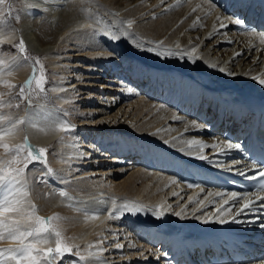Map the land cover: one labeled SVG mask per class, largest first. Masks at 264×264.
<instances>
[{
	"label": "bare ground",
	"instance_id": "6f19581e",
	"mask_svg": "<svg viewBox=\"0 0 264 264\" xmlns=\"http://www.w3.org/2000/svg\"><path fill=\"white\" fill-rule=\"evenodd\" d=\"M235 1L21 0L19 21L12 27L0 23V43L12 44L22 38L27 49L49 63L55 79L50 86L55 104L39 96V103L25 105L19 111H13L15 105H6L0 109V115L4 116L0 126L6 128L22 119L31 120L42 128H51L61 120L73 127V131L65 134L52 130L42 132L28 123L20 124L17 125L19 131L6 137L5 142L10 146L21 144L27 135L32 146L51 147L53 153L48 161L52 166L47 164L51 173L38 162L26 171L32 189L30 198L40 210L38 215L48 218L56 214L62 218L56 223L63 234L73 236L78 250L86 251L85 264H144L147 259L155 262L154 256H165L159 243L146 245L139 235H134L133 227L138 226L156 233L158 238L171 233L174 239L186 243L195 235L216 242L232 240L247 255H250L248 244H252L255 247L252 252L260 253L261 257L248 264H264V228L261 227L264 225V207H261L264 200L252 197L255 211L245 210V215L237 217L240 223L203 224L200 217L215 218L219 215L217 208L229 206L223 204L221 197L208 193L227 192L213 183L205 185L203 191L187 187L192 183L190 180L194 181L192 184L201 185L204 184L202 180L216 181L222 174L239 176L237 170L245 168L246 163L240 160L239 164L233 163L232 156L238 151L225 149L222 141L242 144L225 138L224 132L215 127L219 120L218 110L223 106L228 115L234 109L247 112L244 105L247 95L264 96V85L252 79L253 76L264 78V44L243 34L244 30L228 19L236 16L233 9L228 8L233 7ZM129 20L133 23L128 31L135 34L136 40L129 36L113 42L101 34L104 26L118 32L121 24L126 27ZM100 21L103 23H98ZM221 23L225 27H221ZM246 26L257 33L264 32L262 26L247 23ZM140 41L145 42L144 50L135 46ZM160 42H163L162 49L176 52L195 49L193 55L199 59L193 63L186 56L160 58L146 50ZM0 61L4 62L5 70L0 84L5 81L24 84L29 79L32 63L19 57L18 52L11 57H0ZM122 63L123 69L113 70ZM133 63L136 70L160 79L162 86L174 85L165 103L138 91L137 81L132 84V75L126 74L124 67L132 70ZM9 67L15 69L12 75L6 74ZM221 67L224 73L219 71ZM117 74L127 77L124 80L131 83L121 82L118 87L126 99L123 105L115 95L102 101L112 90L97 81ZM34 87L35 84L31 90ZM154 90L155 87H151V92ZM134 93L138 95L135 102L132 101ZM66 99L71 100L61 106L60 101ZM78 105L80 107L74 111ZM193 121L203 128H191ZM94 126L102 130L93 129ZM86 132L97 138L98 144L84 140ZM194 138L220 147L205 149L206 160L195 159L186 154L190 151L186 141ZM141 144H146L147 149L154 148L152 161L162 154L184 158V162L179 163L184 170L173 173L143 168L132 158L114 153L122 146L137 152ZM224 152L227 154H222ZM2 158L5 152L0 149ZM167 161L174 162L172 158ZM120 164H128V167ZM220 171L221 174L215 173ZM185 173L194 177L189 180ZM170 178L178 183L170 184ZM5 188L0 187V197ZM60 191H64L65 196L61 197ZM112 199L118 205L131 201L142 207L136 215L126 213L119 219H109ZM158 205H162L165 212L161 219L154 216ZM236 210L234 207L233 215ZM176 212H182L184 218L177 217ZM92 214L98 218L91 219ZM48 246L55 245L44 247ZM15 247V243L0 242V249ZM180 253L183 255L181 251L176 255ZM164 260L166 264H176L170 256ZM219 264L241 263L230 255Z\"/></svg>",
	"mask_w": 264,
	"mask_h": 264
},
{
	"label": "snow or ice",
	"instance_id": "6c2138e0",
	"mask_svg": "<svg viewBox=\"0 0 264 264\" xmlns=\"http://www.w3.org/2000/svg\"><path fill=\"white\" fill-rule=\"evenodd\" d=\"M240 3L243 4V0H240ZM5 0H0V5H4ZM214 10V9H213ZM195 11V9L193 10ZM18 19V17H17ZM220 20V17H217ZM231 20L232 24L243 29V34L250 35L259 40L261 44H264V32L257 33L254 30H250L246 26V22L239 17L232 16L228 17ZM98 23H103L102 21ZM132 21H127L126 27L124 24H121V27L118 32H112L110 28L104 26L101 34L106 38H109L113 42H118L121 37L128 38L132 37L133 40H136L134 33H130L128 30L132 27ZM221 27H225L221 23ZM95 35V33H94ZM144 41L136 43V47L142 48ZM163 42L157 43L154 47H149L146 50L149 52H154L160 58H169L174 56L187 57L191 62L195 63L199 59L198 56H194L193 53L195 49L183 50L176 52L172 49L163 48ZM18 48L21 54L26 52V45L23 39L19 41L18 45H15ZM176 48L179 49V44L176 45ZM162 49V50H160ZM142 50H144L142 48ZM111 55H114L112 53ZM32 58L29 56H24L25 61H30ZM3 61H0V76L5 74L3 68ZM25 65H17V67H22ZM32 75L30 78L19 87V97L20 100L26 98V94L32 89L33 84L40 91H44L43 84L45 83V71L44 67L40 62L39 58H36L35 63L31 65ZM209 67H214L209 65ZM15 69L9 67L7 75H12ZM219 71L224 73L225 69L223 67L219 68ZM228 75H234L233 73H226ZM253 80L257 81L260 85H264V78L258 76H253ZM4 87L9 89H14L17 86L9 84L7 82H2ZM4 103L0 101V107H4ZM10 106V105H8ZM18 106V105H17ZM67 115V113H65ZM4 120V116L0 115V121ZM28 123L31 127L36 128L39 131H59L64 132L65 134L73 131V127L65 120L57 122L51 128H42L38 124L34 123L31 120H15L6 128L0 126V149H3L5 152V158L0 159V187H5V193L0 197V242H12L17 245L15 248L0 249V264H55L58 259L63 258L66 254L73 253V246L69 245L63 238L62 231L59 229L54 222L60 221L62 218L59 216H50L44 218L38 215L40 211L36 205L32 202L30 198V193L32 191L30 187V182L26 178V171L28 170V165L32 162H39L40 164L45 165L46 171L48 173L52 172V169L47 167V149L37 148L32 146L27 135L24 137V141L21 144L10 146L5 142L6 137H11L16 134L19 129L17 125ZM194 129H202L203 126L199 125L197 122L193 121L190 125ZM188 129L186 128L185 131ZM167 143V141H165ZM225 149L227 150H241L242 146L238 143H233L228 140L222 141ZM195 146V151H192ZM186 147L190 150L186 154L193 156L198 160H206V157L203 153L205 149L211 147L213 150L220 147L219 144L208 145L202 143L197 139H191L186 141ZM222 154H227L224 152ZM235 164H239V160L233 161ZM23 165L20 167L19 165ZM232 171L231 168L227 169ZM239 175L244 176L245 179L249 181H254V189L238 193L236 191L222 192L217 191L215 193L209 192V196L221 197L224 205H229L228 207L217 208L216 212L219 213L218 216L213 218L212 216L200 217V222L203 224L209 223H218V224H227V223H240L241 221L237 217L245 215L246 211H255L253 204L254 201L252 197H255V200H264V163L258 161H251L245 165V168L237 170ZM247 171H252V175H247ZM43 182V181H39ZM178 181L175 178H170V184H177ZM189 189L191 188H201L200 184L189 183L187 185ZM203 191V188H201ZM64 191H60L59 195L61 197L65 196ZM174 195H177L174 193ZM226 197V198H225ZM231 201V204H229ZM140 205L135 202L125 201L118 205L115 199L111 200V210L108 212L109 219H119L123 215L132 214L136 215L141 210ZM236 208L234 215L233 208ZM264 207V205H261ZM163 206L158 205L154 211V216L157 219L163 218L165 212L162 210ZM183 211V210H182ZM87 215V213H86ZM177 217L184 218L182 212H176ZM231 217V218H229ZM91 219H97L98 215L92 214ZM264 228V225H261ZM44 247L45 245H52ZM119 247V245H117ZM78 253V249H77ZM91 255V254H90ZM83 260V257H80Z\"/></svg>",
	"mask_w": 264,
	"mask_h": 264
},
{
	"label": "rangeland",
	"instance_id": "374dc122",
	"mask_svg": "<svg viewBox=\"0 0 264 264\" xmlns=\"http://www.w3.org/2000/svg\"><path fill=\"white\" fill-rule=\"evenodd\" d=\"M21 0H5V4L4 5H0V23H4L5 25L7 24V26H14L18 21H19V14L21 12ZM18 17V19H17ZM19 42H16V43H12V44H7V45H4L2 43H0V57L2 58H6V57H11L13 54H15L16 52L19 53V57H22L24 58V56H29L31 57L32 59L30 60V62L32 64L35 63V60L36 58H39L40 59V62L41 64L43 65L44 67V71H45V83L43 84V89L44 91H40L39 89L36 88V86L34 87L35 89L33 90H30L27 94H26V98L24 100H20V97H19V87L23 85V83H20V84H15L13 82H7L9 84H12V85H16L17 87L14 88V89H9L7 87H4L3 84H0V101H2L4 103V107H0V109L2 108H6V105H11L14 106V109L13 111H19L22 109L23 106L25 105H29V104H32V105H35L37 103L40 102L39 100V96H41L42 98L46 99L48 102H50V104H55L54 100H53V96L52 93L49 91V88L50 86L55 83V79L53 77V72L52 70L50 69L51 66L49 65L48 62H45L44 59L42 58L41 55L29 50L26 48V52L24 54H21L18 50L17 47H15V45H18ZM3 45V46H1ZM109 77L108 78H104V79H101V80H97L99 82H101L102 84L104 85H107L109 88H111V92L110 93H107L104 97V100L102 101H107V98L106 97H111L112 95H115L117 97V100L118 102H121L122 105L123 104H126V99L123 97V92L122 91H119L118 90V87L120 85L121 82H124L126 84H131L129 81H126L124 79H127L126 78H123L122 75H108ZM103 77V76H102ZM76 79L75 77H72V80ZM103 80V81H102ZM2 82V81H1ZM6 82V81H5ZM119 82V83H118ZM140 89L138 88V91ZM98 92V91H96ZM134 96V97H133ZM132 101L135 102V100H137L138 98V95H136V93H134L132 95ZM8 99V101H7ZM71 100V99H70ZM131 102V101H130ZM113 104H116V101L113 102ZM18 105V106H17ZM78 107H80L79 105L77 107L74 108V111L75 109H78ZM108 108V106H107ZM118 109V107L116 108ZM116 109H115V112H116ZM110 112H111V109H109ZM9 117L7 116L6 119H8ZM131 118V117H130ZM87 129V128H86ZM88 130H91L88 128ZM94 131V130H92ZM89 133L86 132V137L84 138V140H93V142L96 144H98V141L94 138V136H92L90 134V136H88ZM121 135V134H120ZM79 138H81V135H78ZM98 146V145H97ZM47 155H46V158H47V164H49L50 166L51 163L48 161L49 159V156H51V154L53 153L51 147H46L45 149H47ZM34 162L30 163L28 165V169L33 165ZM39 163V162H38ZM40 164V163H39ZM42 166H45L43 164H41ZM93 165V164H90V166ZM120 165H123V166H127L128 164H120ZM130 165V164H129ZM20 167H23V165H19ZM128 167V166H127ZM53 170L56 171V167L55 165H53ZM52 216H56V214H53ZM54 224H56V226L60 227L59 225H57L56 222H54ZM117 225V224H116ZM121 232V230H120ZM103 233V232H101ZM107 234V232H105ZM109 234V233H108ZM63 238L65 239V241L73 246V253L72 254H66L63 258L58 259L55 264H85L84 263V259L81 260L80 257H83V258H86V251H81V250H78V253H77V247L74 245L73 241H72V238L73 236H68V235H65L63 234ZM103 236V234H100ZM67 236V237H66ZM103 239H106V238H103ZM102 240V239H101ZM123 240V239H122ZM121 240V241H122ZM103 244V243H102ZM106 243H104L105 245ZM156 249L158 248L157 246H155Z\"/></svg>",
	"mask_w": 264,
	"mask_h": 264
}]
</instances>
